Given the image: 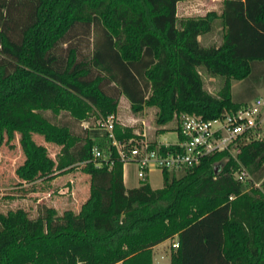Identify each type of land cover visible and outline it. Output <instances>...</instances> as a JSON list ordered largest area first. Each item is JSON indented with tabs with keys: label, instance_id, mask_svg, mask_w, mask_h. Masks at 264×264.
<instances>
[{
	"label": "trees",
	"instance_id": "16d2710c",
	"mask_svg": "<svg viewBox=\"0 0 264 264\" xmlns=\"http://www.w3.org/2000/svg\"><path fill=\"white\" fill-rule=\"evenodd\" d=\"M182 1L0 0V146L19 135L22 182L76 169L89 177L77 213L45 205L33 219L22 209L0 213V264H153V248L174 237L172 264H264V136L242 147L238 163L215 154L180 177L163 171L160 189L147 181L126 189L106 133L89 126L78 136L45 116L64 112L94 124L116 116L120 96L133 114L156 108L160 126L245 106L232 100L231 85L264 83V0H223L219 16L178 20ZM216 20L222 44L204 47L198 38ZM199 68L223 80L216 95ZM114 134L120 142L141 139L118 124ZM34 135L60 147L55 160ZM94 147L112 152L111 168L95 165ZM242 170L249 190L234 177Z\"/></svg>",
	"mask_w": 264,
	"mask_h": 264
},
{
	"label": "rangeland",
	"instance_id": "374dc122",
	"mask_svg": "<svg viewBox=\"0 0 264 264\" xmlns=\"http://www.w3.org/2000/svg\"><path fill=\"white\" fill-rule=\"evenodd\" d=\"M210 10L218 16L223 9V0H213ZM206 10V8H205ZM198 18V16H194ZM222 25L220 20L214 21L212 30L207 35L202 36L201 43L205 46H220L222 44ZM91 42L86 39L82 50L84 54L91 51ZM204 81L205 88L212 94H217L222 87L223 80L219 77L208 75L203 68L198 69ZM263 82V80H261ZM209 91V90H208ZM264 96V93H262ZM121 98V99H120ZM116 113V122L122 128H132L138 134H144L145 139L152 143L175 144L177 142V133L175 128L177 120L160 126L156 123V108H145L139 114H133L130 110V104L124 96H120ZM45 116L54 124L67 126L71 132L78 136L85 134V129L81 124L73 121L66 113L53 115L46 112ZM93 122V121H90ZM91 128L95 129L93 123H89ZM163 129H165L164 132ZM264 133V131H263ZM33 140L36 144L46 147L48 155L55 160L60 147L46 143L42 137L34 135ZM101 149H106L105 140L98 142ZM25 155L19 145V135L11 143H4L0 146V213L6 214L9 211L22 209L27 212L30 218L37 216L39 205H45L56 210L58 215L64 211L72 210L78 212L82 204L89 197V177L83 174L79 169L67 174H61L53 180L40 179L34 183H25L18 179L16 170L23 165ZM123 172L125 174V184L128 188H135L139 185L136 176V167L133 164H125ZM183 171L175 172L176 177L182 176ZM149 185L153 189H160L163 186V175L160 171L152 169L149 172ZM242 184L247 187L246 180ZM255 188L256 187L254 185ZM249 190V187L246 188ZM177 242H171L160 247L153 253V264H172V256L175 253Z\"/></svg>",
	"mask_w": 264,
	"mask_h": 264
},
{
	"label": "built area",
	"instance_id": "2783aa9c",
	"mask_svg": "<svg viewBox=\"0 0 264 264\" xmlns=\"http://www.w3.org/2000/svg\"><path fill=\"white\" fill-rule=\"evenodd\" d=\"M116 124V116L110 115L96 120L94 126L107 134L123 168L125 164L136 167L140 186L147 181L152 169L161 173L184 171L200 165L203 159L215 154L227 153L238 163L237 157L242 147L264 136V103L261 99H255L235 112L208 120L195 114H182L177 117L175 144L160 143L152 147L144 134H141V139L120 142L114 134ZM81 126L89 129L88 122H83ZM91 153L96 166L105 163L112 167L111 151L94 147ZM234 177L240 182L248 178L244 170L235 173ZM255 186L259 187V184Z\"/></svg>",
	"mask_w": 264,
	"mask_h": 264
},
{
	"label": "crops",
	"instance_id": "0c3cea01",
	"mask_svg": "<svg viewBox=\"0 0 264 264\" xmlns=\"http://www.w3.org/2000/svg\"><path fill=\"white\" fill-rule=\"evenodd\" d=\"M213 2H214L213 0H185V1L179 2V3H177V6H176V16H177L178 20L185 19V18H194V16H198V18L204 17L208 12L212 11V10H210V6ZM205 8H206V10H205ZM222 31H223V35H224L225 29H223V27H222ZM201 40H202V36L198 38V41L200 43H201ZM201 45L204 47H210V46H205L202 43H201ZM211 78L212 77L210 76V80H211ZM203 83H204V81H203ZM204 88H205V85H204ZM205 90H207V89L205 88ZM208 90L207 91L211 95H216V94H212L210 92V89H208ZM262 93H264V83H261L259 86H253L252 84L246 85L242 82H232V85H231V97H232V100L234 102H237V103L248 104L249 102H251L255 99H261L262 102L264 103V96ZM253 96H255V97L251 98ZM134 134H135V132H134ZM137 134L138 133H136V135ZM152 143L160 144L159 142H156V141H153ZM147 183L149 184V175L147 178ZM123 184H124L126 189H131V188L126 187L124 172H123ZM137 187H139V185ZM137 187H135V188H137ZM153 190H155V189H153ZM171 242H177V237H174L173 239H170V240H166L163 243L155 246L152 250L153 253L155 252V250H157L160 247L165 246L166 244L171 243Z\"/></svg>",
	"mask_w": 264,
	"mask_h": 264
},
{
	"label": "water",
	"instance_id": "95a60500",
	"mask_svg": "<svg viewBox=\"0 0 264 264\" xmlns=\"http://www.w3.org/2000/svg\"><path fill=\"white\" fill-rule=\"evenodd\" d=\"M222 165H223V163H221V164L217 165L216 167H214L215 173L218 172V170L221 168Z\"/></svg>",
	"mask_w": 264,
	"mask_h": 264
}]
</instances>
